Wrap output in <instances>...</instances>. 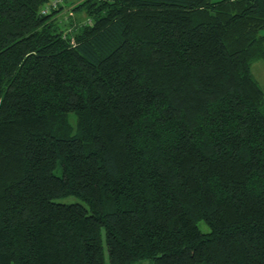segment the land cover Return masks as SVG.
<instances>
[{"label": "trees", "instance_id": "obj_1", "mask_svg": "<svg viewBox=\"0 0 264 264\" xmlns=\"http://www.w3.org/2000/svg\"><path fill=\"white\" fill-rule=\"evenodd\" d=\"M47 1L0 0V264H264V0Z\"/></svg>", "mask_w": 264, "mask_h": 264}, {"label": "rangeland", "instance_id": "obj_2", "mask_svg": "<svg viewBox=\"0 0 264 264\" xmlns=\"http://www.w3.org/2000/svg\"><path fill=\"white\" fill-rule=\"evenodd\" d=\"M77 2H78L77 0H69L68 2H66L57 16V19L61 22L64 28L66 27V29L68 30L72 29L77 22L85 20V16L83 13H76L72 11L73 5L76 4ZM262 34L264 35V32H262ZM251 73L255 78V80L257 81V83L259 84V86L261 87L264 94V59L254 61L252 63ZM55 173L59 175V167L55 169ZM58 201L64 203H70L76 200L75 198L68 196V197L60 198ZM200 227L203 228V225L200 224ZM130 264H153V263L149 259H142L132 262Z\"/></svg>", "mask_w": 264, "mask_h": 264}, {"label": "built area", "instance_id": "obj_3", "mask_svg": "<svg viewBox=\"0 0 264 264\" xmlns=\"http://www.w3.org/2000/svg\"><path fill=\"white\" fill-rule=\"evenodd\" d=\"M65 0H48L44 8L42 9V13H47L51 8H55L61 5Z\"/></svg>", "mask_w": 264, "mask_h": 264}, {"label": "crops", "instance_id": "obj_4", "mask_svg": "<svg viewBox=\"0 0 264 264\" xmlns=\"http://www.w3.org/2000/svg\"><path fill=\"white\" fill-rule=\"evenodd\" d=\"M68 1H69V0H65L61 6H64V5H65V3H66V2H68Z\"/></svg>", "mask_w": 264, "mask_h": 264}]
</instances>
